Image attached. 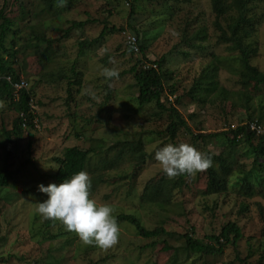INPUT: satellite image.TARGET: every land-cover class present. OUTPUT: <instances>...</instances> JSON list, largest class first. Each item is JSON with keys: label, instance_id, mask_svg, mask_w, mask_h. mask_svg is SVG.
<instances>
[{"label": "rangeland", "instance_id": "1", "mask_svg": "<svg viewBox=\"0 0 264 264\" xmlns=\"http://www.w3.org/2000/svg\"><path fill=\"white\" fill-rule=\"evenodd\" d=\"M6 1L0 0V9ZM20 2L25 15H20L19 1L14 0L7 1L3 12L15 20L13 49H21L14 67L31 93L37 127H23L7 161L12 180L11 187L0 191V264H171L172 249L163 251L160 239L154 247L149 246L153 240L141 238L125 222L117 221L118 241L107 249L83 244L58 221L44 226L48 219L36 214L35 204L46 199V194L39 192L37 185L56 183L51 178L58 167L55 158L72 147L92 150L88 174L101 175L105 180L89 192L92 199L111 204L116 218L130 214L146 229L163 226L175 234L167 241L173 247L181 246L176 238L185 233L193 232L194 238L205 240L227 222L240 228L242 238L236 247L226 246L221 254L201 259L180 255L179 264H264V201L259 197L244 199L231 191L213 193L206 188L204 170L185 177L183 186L169 197L164 190L165 197L161 194L158 203L152 201L153 185L162 178L170 179L153 158L157 148L188 143L204 154L215 155L228 148L223 139L193 142L182 129L172 141L164 131L166 113L155 115L158 110L153 105L137 109V91L129 70L140 55L126 50L121 31L137 34L147 60L163 58L161 69L167 77L163 88L169 92L173 86L175 93L169 97L164 93L162 101L169 106L178 98L175 106L193 135L225 132L244 115L238 103L232 106L233 98L221 102L213 94L201 104L187 96L211 54L221 60L227 55L226 45L217 41L211 0H70L69 7L56 15L53 10H59L65 2L61 5L55 0L50 12L45 10V0ZM251 14L257 21L252 41L258 51L250 63L264 72V0L252 1ZM72 22L86 24L71 28L64 37ZM198 29L203 30L205 41L201 45L199 39L187 43ZM43 34L52 40L49 47L35 40ZM12 37H7L9 46ZM94 39V45L80 50L79 42ZM190 43L203 48H191ZM103 67L115 68L118 77L106 80L100 73ZM76 80L80 83L75 84ZM218 80L226 90H239L237 77L228 69L219 71ZM258 94L264 96V85L259 86ZM15 117L7 104L0 107V123L6 130L11 129ZM137 140L144 144L145 153L139 168H135L131 151L124 150L116 157L119 150L114 147L116 142ZM105 156L115 159L113 167L107 162L103 165ZM236 161L246 170L251 165L250 158ZM241 205L248 210L241 213ZM259 205L263 207L262 216Z\"/></svg>", "mask_w": 264, "mask_h": 264}, {"label": "trees", "instance_id": "2", "mask_svg": "<svg viewBox=\"0 0 264 264\" xmlns=\"http://www.w3.org/2000/svg\"><path fill=\"white\" fill-rule=\"evenodd\" d=\"M9 1V0H7ZM3 3L0 9V100L4 101L16 117L12 121L10 130H6L2 123H0V191L11 187L10 180L11 173L7 168V161L10 159L12 145L19 138L23 129V124L33 128L34 116L30 110L31 93L26 88L15 92L13 87L14 82H19L20 79L14 67L16 63V56L20 53V49H13L15 47L14 36L16 31L13 28L15 20L8 18L3 9L6 6ZM19 1L20 15H25V11ZM47 2L45 10L50 12L55 0H45ZM70 0L59 9L55 8L53 15L58 14V11H65L69 7ZM253 0H211V8L215 20L214 27L218 30L217 41L226 45L225 51L227 55L221 60L218 56L211 54V60L200 71L199 75L194 78L192 85L187 92V96L192 101L205 103V101L214 94V99L224 102L227 99L233 98L232 106L236 104L241 107L244 115H240L238 123L234 127L230 124L225 132L219 134H196L193 135L186 120L182 118L175 105L178 104V98L174 100L173 104L165 106L162 101V96L165 93L167 97L173 96L175 89L173 86L166 92L163 88L164 82L167 80L163 73L161 66L163 58L157 61H149L145 56V48L141 44L137 34L139 54L140 57L135 60L133 67L130 68L129 73L132 74L135 89L137 91L135 103L137 109H142L145 106L153 105L158 111L155 115L166 113L168 124L165 128V134L170 140H174L178 132L182 129L189 134L192 141L201 140L205 143L206 139H223L227 145V151H222L220 154H212L206 152L212 160V165L206 169L207 171V190L223 194L225 192H232L244 198L251 199L255 196L264 201V96L258 94L259 86L264 85V72L259 71L256 67L251 65V58L257 55V44L252 41V36L256 31V17L251 14V5ZM133 12V11H132ZM222 21L219 23V21ZM85 22H72L71 27L64 33V37L68 35L71 28L83 27ZM125 30V29H124ZM123 31V30H122ZM121 31V32H122ZM101 32L100 37L103 36ZM8 35H12L11 45L6 44ZM205 35L202 29H198L188 40L199 39V45L205 41ZM37 42H45L47 47L52 43V40L46 39L43 35L35 36ZM96 39L92 41L79 42L80 50L89 48L96 43ZM186 41V39L184 40ZM191 48L202 49L203 46L195 47L194 43H190ZM128 52L132 53L129 49ZM7 57V58H6ZM10 58V59H9ZM144 65L149 67L143 69ZM155 65L156 68L151 67ZM222 69H228V72L235 74L237 77L238 91H229L222 87L218 80V73ZM10 78V81L6 80ZM79 84L80 81H74ZM72 84H70L71 86ZM253 89V92L250 90ZM166 99V98H165ZM21 115V116H20ZM254 123L255 128H251ZM261 130V131H260ZM240 145L243 147L237 150ZM144 144L137 140L135 142H116L114 147L118 148L116 157H120L124 150H129L134 155L136 164L135 168H139L144 164L145 153L142 147ZM91 151L80 150L76 147L66 148L60 158H55L58 164L57 169L51 175L58 184L63 178L71 174L84 170L91 173ZM236 152V153H235ZM105 156L102 160L103 165L107 162L109 167H113L115 159ZM250 158V167L246 170L245 165L236 159ZM188 175H178L169 180L161 179L158 183L153 185L152 201L158 203L160 196L164 190L167 191L168 197L174 189H179L183 186V179ZM91 188L89 192H94L96 187L105 182L101 175H92ZM165 197V194H162ZM168 197L163 202L168 201ZM248 210V207L241 205L239 211L241 213ZM259 215L262 216L263 207L259 205ZM117 221L125 222L133 226L138 236L146 240H153L149 246L154 247L156 240L160 239L162 242V250H173L171 264H179L180 255H184L185 259L194 256V259L206 258L221 254L226 246L236 247L237 243L242 238L240 228L233 222H227L219 230L217 234L207 236V239H197L193 237V232L178 235L176 238L181 242V246L173 247L167 241L174 237L175 234L167 232L163 226H158L153 229H146L141 224L140 220L134 215L124 214L117 216ZM52 220L44 222L45 227L52 226ZM50 236L48 240L57 237ZM264 258V255H262ZM193 259V260H194Z\"/></svg>", "mask_w": 264, "mask_h": 264}, {"label": "clouds", "instance_id": "3", "mask_svg": "<svg viewBox=\"0 0 264 264\" xmlns=\"http://www.w3.org/2000/svg\"><path fill=\"white\" fill-rule=\"evenodd\" d=\"M64 2L58 0L61 5ZM100 73L106 80L118 77L115 68L103 67ZM3 106L4 101L0 100V107ZM153 158L168 178L195 175L212 165L210 156L188 143L163 145L155 150ZM90 188L91 179L84 170L63 178L58 184H38V191L46 194V199L35 204V212L42 220L58 221L83 244L107 249L117 243L120 226L113 206L97 203L90 197Z\"/></svg>", "mask_w": 264, "mask_h": 264}, {"label": "built area", "instance_id": "4", "mask_svg": "<svg viewBox=\"0 0 264 264\" xmlns=\"http://www.w3.org/2000/svg\"><path fill=\"white\" fill-rule=\"evenodd\" d=\"M122 35L124 37L125 46L127 48L131 49L130 51L133 54L138 55L139 54V46H138V39H137L136 35L134 33L130 32L129 30L122 31ZM147 67H149V65H144L143 69H145ZM151 67L156 68L155 65H153V66L151 65ZM6 80L10 81V78L6 77ZM12 85H13V87L15 89V92H18L20 89L27 88V83H26V81L24 79H20L19 82H14ZM30 110H31V113L34 116V119L32 121L33 127L36 128L37 127V120L35 118V107L33 106L32 100H30ZM25 126L26 125L23 124V127H25ZM232 127H234V126L232 125ZM251 128L252 129L255 128L254 123L251 124Z\"/></svg>", "mask_w": 264, "mask_h": 264}]
</instances>
